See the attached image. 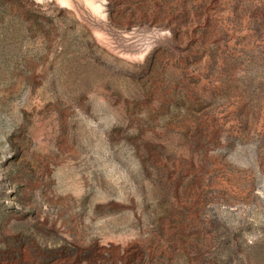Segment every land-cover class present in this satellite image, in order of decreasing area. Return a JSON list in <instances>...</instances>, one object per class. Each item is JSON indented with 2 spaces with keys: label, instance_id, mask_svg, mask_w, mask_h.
Wrapping results in <instances>:
<instances>
[{
  "label": "rangeland",
  "instance_id": "374dc122",
  "mask_svg": "<svg viewBox=\"0 0 264 264\" xmlns=\"http://www.w3.org/2000/svg\"><path fill=\"white\" fill-rule=\"evenodd\" d=\"M0 264H264V0H0Z\"/></svg>",
  "mask_w": 264,
  "mask_h": 264
}]
</instances>
